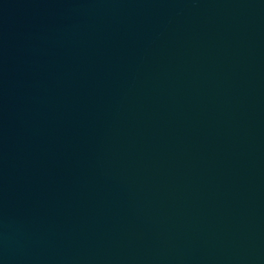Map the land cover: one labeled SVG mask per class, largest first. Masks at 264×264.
Returning a JSON list of instances; mask_svg holds the SVG:
<instances>
[{"label": "water", "instance_id": "water-1", "mask_svg": "<svg viewBox=\"0 0 264 264\" xmlns=\"http://www.w3.org/2000/svg\"><path fill=\"white\" fill-rule=\"evenodd\" d=\"M0 264H264V0H0Z\"/></svg>", "mask_w": 264, "mask_h": 264}]
</instances>
